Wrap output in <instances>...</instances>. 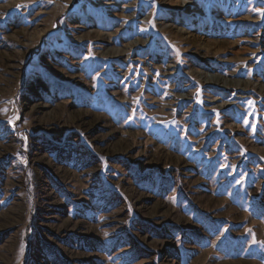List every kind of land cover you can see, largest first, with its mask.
<instances>
[{
	"label": "rangeland",
	"instance_id": "374dc122",
	"mask_svg": "<svg viewBox=\"0 0 264 264\" xmlns=\"http://www.w3.org/2000/svg\"><path fill=\"white\" fill-rule=\"evenodd\" d=\"M0 264H264V0H0Z\"/></svg>",
	"mask_w": 264,
	"mask_h": 264
}]
</instances>
